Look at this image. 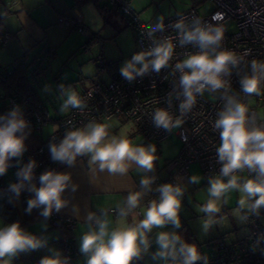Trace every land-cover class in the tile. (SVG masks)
I'll list each match as a JSON object with an SVG mask.
<instances>
[{"label": "built area", "instance_id": "built-area-1", "mask_svg": "<svg viewBox=\"0 0 264 264\" xmlns=\"http://www.w3.org/2000/svg\"><path fill=\"white\" fill-rule=\"evenodd\" d=\"M106 1L118 16L129 21L134 31L135 44L141 52H148L170 41L173 44L171 58L159 72L153 71L150 66L146 73L135 76L131 82L124 79L121 73H114L108 82H95L80 91L77 96L82 101V106L79 108L69 106L68 112L56 121L53 132L47 138H41V143L35 150L25 152L19 160L9 163L8 169L11 171L12 180L10 183H0L1 201L16 197L9 190V186L19 182L17 172L30 160L36 161L30 183L37 187L39 176L43 172L49 170L58 172V166L50 157V144H59L68 132L83 130L85 126L99 121L113 118L128 120L152 145H160L170 136L179 141L178 154L164 167L166 178L155 176L153 179L157 185L156 202L160 199V186L169 183L177 186L173 175L187 176L188 168L192 164L200 167L206 180L216 178L224 180L230 177L221 175L224 162L219 160L217 150L221 144L222 129L216 127V121L225 111L229 99L247 108L246 128L264 129V76H261L259 71L254 73L253 70V61L264 64V0H207L213 4L212 10L207 14L201 15L196 8H190L157 23L142 22L128 0ZM161 22L162 29L157 27ZM179 22L183 23V29L175 27ZM228 23L234 25L233 30L226 28ZM58 25L77 29L81 34L87 35L80 18L60 17ZM196 27L205 29L211 27L213 30L222 28L223 36L219 44L210 46L206 51L213 56L219 52H231L237 57L238 62L235 66L229 65L228 71L221 74V78L226 82L224 87L216 91L206 87L202 92H194L195 103L190 109L182 111L180 105L185 97L180 83L181 72L177 70L176 65L188 56L202 51L196 43H182L183 32L192 31ZM11 37L7 32L0 34V48ZM83 48L87 51L85 46ZM151 59L153 57H146V61ZM94 62L99 70L105 69L107 65L102 55H98ZM254 74L260 77L258 92L246 93L241 81ZM6 107L8 113L17 107L25 108L28 113L24 120L27 123L34 121L35 129L39 133L42 127L51 121L45 107L40 104L31 105L26 97L17 93H12L7 98ZM158 110L167 111L171 117L168 128L155 124L154 116ZM237 173L264 179L258 170L249 169L247 166L235 170L230 175L235 176ZM28 187L29 182H25V188L19 196L26 204L34 196V193L28 191ZM32 210L41 213L40 208ZM118 211L110 210L114 214ZM98 217V213L93 214L94 223H97ZM46 220L61 231L65 259L68 264H72L68 244L75 228V219L52 212L50 218ZM248 229L249 233L244 241L226 244L217 240L212 243L211 251L205 256L203 264H264V227L256 220H250ZM183 261L184 258H181L171 264H183Z\"/></svg>", "mask_w": 264, "mask_h": 264}, {"label": "clouds", "instance_id": "clouds-1", "mask_svg": "<svg viewBox=\"0 0 264 264\" xmlns=\"http://www.w3.org/2000/svg\"><path fill=\"white\" fill-rule=\"evenodd\" d=\"M157 27L162 29L163 23L161 22ZM175 27L183 29L184 25L179 22ZM155 30L152 29V31ZM222 36V28L213 30L211 27L207 29L196 27L192 31L183 32L182 43H196L202 51L188 56L176 65L177 70L181 72L180 83L185 97L180 105L182 111L190 109L195 103L194 92H202L206 87L212 91L224 87L226 82L221 78V74L228 71L229 65L237 64V57L231 52H219L213 56L206 51L210 46L218 45ZM172 53L173 44L170 41L148 52L137 53L120 69L121 76L131 82L135 76L146 73L150 66L153 71L159 72L167 65ZM146 57H153V59L146 61ZM137 65L141 66L138 68ZM253 70L254 73L259 71L261 76H264V64H257L253 61ZM241 83L246 93H257L260 77L254 74L243 78ZM69 106L74 108L82 106V101L75 92L67 96L61 111ZM246 112L247 108L243 104L229 99L225 111L216 121V127L222 129L221 144L217 150L219 160L224 162L221 175L230 176V179L227 183L220 178L211 180L209 193L219 198L228 190L239 187L247 197L258 196L252 207L259 208L264 205V180L250 179L243 185H238L237 177L230 175L235 170L247 166L249 169L258 170L260 176H264V129L249 130L246 128ZM154 122L157 126L168 128L171 124V117L167 111L158 110L155 113ZM26 127L27 122L23 119L18 107L6 116H0V176L6 174L10 160L19 158L25 152V136L17 135V133H23ZM106 136L107 126L99 123L89 124L86 130L70 131L59 144H50V157L53 161L67 163L71 166L78 155L91 153V162H99L100 169L102 171L107 169L110 173H126L128 162H135L139 167L148 171L153 169V162L156 159L154 146L148 149L133 147L127 139H113L111 142L102 144ZM35 167L36 161L30 160L20 168L17 172L19 182L11 184L9 190L19 197L25 188V182H29L28 191L34 193V196L27 201L26 212L30 214L33 208H40V215L47 219L50 218L53 210L59 212L66 205L67 201L62 198V194L68 188L71 177L62 172L45 171L39 176V187H37L30 183ZM192 180L195 182L197 178L193 177ZM151 182V179L144 178L141 184L147 187ZM76 188V185H72V191H76ZM159 192V202L150 203L145 210L144 218L135 227L114 230L109 234L107 221H98L99 231L85 234L80 245V251L88 254L87 264H129L131 259L141 251L137 244L138 238L140 245H143L145 250L147 249L146 232L151 231L153 227H163L167 223H172L177 228L180 227L178 211L181 204L180 197L183 193L182 188L170 183L163 184ZM140 195L137 192L128 196L127 202L130 208L137 207ZM240 204L244 206L245 199L242 198ZM201 211L208 213L218 211L216 202L210 200ZM121 215H126V213L122 212ZM92 218V214H89L88 219ZM157 242L161 247L158 255L175 256L176 245L180 242V237L161 232ZM44 246L45 241L25 231L18 222L0 228V259L14 257L20 252L38 250ZM179 252L184 257L183 264H194L200 258L194 245L181 243ZM4 264H8V261L5 260ZM39 264H68V262L56 253L43 257Z\"/></svg>", "mask_w": 264, "mask_h": 264}, {"label": "rangeland", "instance_id": "rangeland-1", "mask_svg": "<svg viewBox=\"0 0 264 264\" xmlns=\"http://www.w3.org/2000/svg\"><path fill=\"white\" fill-rule=\"evenodd\" d=\"M36 4L37 0H29V3L25 4L29 10L21 9L18 5L11 14H7L5 5L0 3V16L3 24L1 26L12 36L0 49V68L12 69L17 62H20L24 52L28 51V80L37 90L51 118H56L66 111H61V108L70 93L75 92L77 94L82 87H87L95 82H108L112 74L120 72L125 63L141 51L135 44L134 31L127 24L126 19L110 12L109 6L100 5L101 7L104 6L106 11L103 15H100L92 5L83 6L82 12H85V20L84 23L82 21V25L87 30V35H83L77 29H72L70 32L66 31L58 27L57 23H53V27L42 25L40 23L42 21L41 12H39L42 8L37 7ZM144 4H146L145 10L139 11L137 14L144 23H157L190 8H196L201 15L207 14L213 8L212 2L207 0H145ZM42 26L44 27L43 30L41 29ZM226 28L233 30L234 25L228 23ZM93 35H98L99 38L92 45L87 46V49L91 50L89 54L85 53L83 51L84 42ZM96 55H102L106 62L117 64V69L112 71L107 67L103 70L97 69L92 62ZM33 59L34 62L32 63ZM140 66L137 65V67ZM58 72L59 74H57ZM67 84L70 85L63 88ZM118 120L113 118L104 121L108 133L101 142L102 144L111 142L113 139H127L133 147L148 149L154 146L146 142L130 121ZM51 125L49 122L42 127L40 135L43 139L53 132ZM179 150L180 143L174 136H170L159 146H156L154 152L156 159L153 162V169H161L166 158H174ZM148 172L151 173L152 170ZM188 173L190 177L182 176V186H180L183 190L178 211L180 227L177 228L172 223H167L163 227H153L151 231L146 232L148 239L146 250L143 245H140L138 238L137 244L141 249L138 255L142 256V264H159L158 262L167 264L161 263V261L169 258V256H182L179 252L180 244H192L197 236H208L218 232V237L223 235L225 240L230 242L246 232L249 233L248 223L250 220H256L264 225V205L259 208L252 207L258 196L247 197L238 187L230 189L216 198L209 193L211 180L205 179L197 164L190 165ZM235 176L238 185H243L250 179L264 180L259 177H249L242 173H237ZM193 177H196L197 181L194 182ZM228 179L230 177L223 181L227 183ZM11 180L12 176L7 171L4 182L10 183ZM242 198L245 199L244 206L240 204ZM210 200L216 202L218 211L213 213L201 211ZM132 216V227H135L143 218H138L135 214ZM23 218H25L24 214L21 215V220L17 222L25 231L33 234L36 225L27 226ZM11 223L13 222H6L0 217V228ZM206 224L207 227H205ZM161 232L180 237V242L176 245V252L178 253L175 256L171 254L158 255L161 247L157 241ZM37 237L43 240L41 235ZM60 244L61 259H65L64 247L61 242ZM43 249L45 248L41 247L34 251L20 252L14 257L2 258L0 264H4L5 260L8 261V264H39L43 257L58 253L54 247L49 248L48 246L45 251ZM74 258L73 256V264Z\"/></svg>", "mask_w": 264, "mask_h": 264}, {"label": "crops", "instance_id": "crops-1", "mask_svg": "<svg viewBox=\"0 0 264 264\" xmlns=\"http://www.w3.org/2000/svg\"><path fill=\"white\" fill-rule=\"evenodd\" d=\"M4 1L5 0H0V3H3L5 5V12L7 14H11L14 8L17 7L18 5L21 7V9H25L27 7L25 4L29 3V0H22V1L21 0H7L6 2ZM23 1L25 3H22ZM129 1H130V6L132 10L136 14H138L139 11H144L146 8L145 7L146 4H144L145 0H129ZM100 3H103V4H100ZM36 5L37 7L42 8V10L39 11L41 12L40 15L42 18L41 19L42 21H40V23H42V25H45V26L50 25L51 27L54 26L53 23L54 24L57 23L58 25V19L60 17L80 18L84 23V20H85L84 13L85 12L84 13L82 12L83 6H90V5L94 6L100 15H103V13L106 11L104 10V12L101 13L98 10V7L100 5H105L106 7L109 6L106 0H99L98 6H95L93 3L89 2V3L82 5L80 8L74 6V0H37ZM109 8H110V12H114L117 15L115 10L111 6H109ZM1 24H2V20H1ZM58 27L63 28L69 32L72 30L70 28L61 27L59 25ZM41 29L43 30L44 27L42 26ZM0 31L4 33L7 32V30L5 28H2V26L0 28ZM94 41L95 39H91V37L88 38L84 42L85 49L88 48L87 46L92 45ZM83 51L89 54L91 50H88V52H86L83 48ZM96 57L97 55L92 60L94 65H95L94 61ZM33 62H34V59L32 60V63ZM26 63H27V58H26ZM3 69H7V68H3ZM57 74H59V72ZM69 85L70 84H67L63 88H66ZM84 88L86 87H82L77 92V95ZM40 101H41L40 105L45 107L42 103L41 98H40ZM67 112H68V108L63 114L56 116V118H51L50 122L52 124L51 125L52 130L56 128V121L60 117L64 116ZM104 121H103V124H104ZM86 129H87V126H85L83 130H86ZM91 155H92L91 153H85L83 155H78L76 157L75 162L71 166H69L67 163L54 161L55 164L58 166V172L69 174L71 177V182L68 188H66L64 193L62 194V198L65 201H67L66 205L59 212H56L55 210H53V212L59 215H68L75 219L76 224L72 232V242H73V248H74L73 256L75 257L74 264H87L88 254H84L80 251V245L82 242V238L85 234L89 232L99 231L98 221H107V231L109 234L114 230H123L125 228L132 227L133 226V223H132L133 216L132 215L135 214L136 217L142 219L143 213L145 212L147 207L150 205V203L152 201H157V198H156L157 185L153 183L155 194L153 195L151 200L147 203H143V202L138 203L137 207L130 208L127 202L128 196L130 194H134L138 188V184H140L144 178H147V175L149 174L148 170H145L139 167L135 162H128L129 164L128 170L124 174H121L119 172L110 173L107 169H104L102 171L99 167V162H96V163L91 162ZM166 159H171V158H166ZM164 164H165V161H164ZM152 171H154V169H152ZM155 176L160 177L161 179H165L166 173L164 171V167L161 168L159 173ZM173 177L176 180L177 185L182 186V175L174 174ZM183 177L189 178L190 175L188 173L187 176H183ZM72 185L77 186L76 191H72ZM15 201H16V205L18 207L20 215L24 214V216H26L25 214L26 212L24 211V206L22 205L23 204L22 202H24L25 204L26 202L19 198H16ZM111 209H118L119 211L118 213L114 214L110 212ZM32 211L37 213V219L34 221L28 222V224L26 225L27 226L36 225L35 232L33 233V235H36V236L41 235V237L43 238V241H45V246H44L45 249H43V251H45L46 247L48 246L49 248L54 247L55 249L58 250V253L60 254V257H61V244H60L61 231L53 227L45 218L40 216L38 211H35V210H32ZM122 212L126 213V215L122 216L121 215ZM94 213L99 214L97 223H94L92 219L91 220L88 219L89 214H92L93 216ZM259 224L262 227H264L262 223H259ZM217 234L212 233L208 236H201V237L197 236L194 238L195 241L192 244L190 243L189 245H194L197 249V252H200L204 256H206L211 251L212 243H214L217 240H221L226 244H233L239 241L246 240L248 236V232H246L244 235H240L236 237L234 240L228 242L225 240V237H223V235L218 237ZM105 239H107V237H105ZM180 257L183 258V255L178 256V257L169 256V258L167 257L163 259L161 263L171 264L172 261L176 262L177 260L180 259ZM158 263L160 264V262ZM72 264H73V260H72Z\"/></svg>", "mask_w": 264, "mask_h": 264}, {"label": "trees", "instance_id": "trees-1", "mask_svg": "<svg viewBox=\"0 0 264 264\" xmlns=\"http://www.w3.org/2000/svg\"><path fill=\"white\" fill-rule=\"evenodd\" d=\"M98 1L99 0H74V6L80 8L82 5L89 3V2L93 3L95 6H98ZM98 10L101 13H103L105 10L104 6H102V7L99 6ZM126 21L128 22V25L131 27L129 21L127 19H126ZM1 25L2 24H1V18H0V28H1ZM2 33H4V32L0 31V34H2ZM98 38H99L98 35H93V37H91V39H95V40L96 39L98 40ZM27 56H28V51H25L22 58H21V61L15 67H13L11 70L0 69V78H1V81H0V116H6L8 114L6 103H7V98L9 96H11L12 93H17V95H19V96L26 97L28 99L29 103H31V105H37V104H40V102H41L37 91L32 87V85H31V83L27 77V71H28V67H29V64L26 63ZM106 67L109 68L110 71H112L113 69H117V64H114L112 62H107ZM20 113L24 119L27 116L28 112L25 108H21ZM97 123L103 124V121H99ZM35 127H36V123L34 121H30L29 123H27V127L23 130V133H17V135H24L25 136V140H24L25 149H26L25 152H31V151L35 150L39 146V144L41 143V135L39 132L36 131ZM147 143H149V142H147ZM149 144H151V143H149ZM154 146L156 147L159 145H154ZM20 157L19 158H13L12 160L9 161V163L19 160ZM170 160L171 159H166L163 167H165V165ZM160 170L161 169H159V168L154 169V171H152L151 173H149L147 175V178L151 179V181H152L149 186L145 187L141 183L138 184V188L135 191V193L138 192L141 194L138 203H141V202L147 203L151 200V198L155 194L153 179H154L155 175H157L159 173ZM7 171H9L11 174V171L9 169ZM4 176L5 175L0 176V183L5 184ZM11 176H12V174H11ZM16 198H19V197H12V198L2 200V201L0 200V217L3 218L6 222H17V221L21 220V215L19 213L18 207L16 205V201H15ZM19 199H21V198H19ZM22 203H23L22 205L24 206V211L26 212L27 206L24 202H22ZM25 214H26V216L23 219L25 221L28 220L27 222H25L27 224H28V222L34 221L37 219V213L34 211H31L30 214L27 212ZM211 242H213V241H211ZM68 246L70 249V255H71V257H73L74 248H73L72 237L69 240ZM198 255L200 258L197 261H195L194 264H203L205 256L200 252H198ZM141 262H142V257L140 255H137L131 259L129 264H141Z\"/></svg>", "mask_w": 264, "mask_h": 264}]
</instances>
